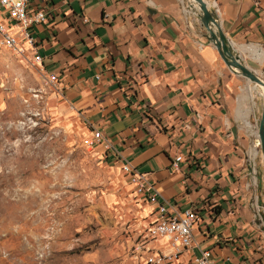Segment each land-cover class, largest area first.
Segmentation results:
<instances>
[{"label":"crops","instance_id":"1","mask_svg":"<svg viewBox=\"0 0 264 264\" xmlns=\"http://www.w3.org/2000/svg\"><path fill=\"white\" fill-rule=\"evenodd\" d=\"M203 1L232 55L264 81V0ZM31 8L46 14L28 33L41 72L56 77L61 110L107 140L109 163L146 174L167 215L197 212L177 262L208 250L214 264H264L256 128L264 95L224 66L195 4L32 0ZM137 198L153 223L155 206ZM146 248L169 251L164 239Z\"/></svg>","mask_w":264,"mask_h":264},{"label":"rangeland","instance_id":"2","mask_svg":"<svg viewBox=\"0 0 264 264\" xmlns=\"http://www.w3.org/2000/svg\"><path fill=\"white\" fill-rule=\"evenodd\" d=\"M55 92L0 45V264H143L151 219Z\"/></svg>","mask_w":264,"mask_h":264},{"label":"built area","instance_id":"3","mask_svg":"<svg viewBox=\"0 0 264 264\" xmlns=\"http://www.w3.org/2000/svg\"><path fill=\"white\" fill-rule=\"evenodd\" d=\"M31 2L32 0H0V45L16 53L19 52L20 41L23 42L30 51L34 63L40 66L37 46L28 30L43 24L46 21V14L40 10H33ZM41 74L44 84L56 91V77L52 74L45 75L42 72ZM91 135L94 143L101 145L105 151L110 150L107 140L99 132L92 130ZM178 160L176 158L171 164L173 168L176 167L175 163ZM120 170L126 181L132 185L134 193L155 206L157 218L145 230L146 241L164 239L169 247V251H158L146 248V243L142 244L138 250L144 255L143 264H179L178 256L192 244L191 230L199 219L197 212L188 209L180 214L167 215L164 206L157 202L158 192L146 174L137 172L126 163L120 164ZM189 264L214 263L210 259L209 251L203 250Z\"/></svg>","mask_w":264,"mask_h":264},{"label":"water","instance_id":"4","mask_svg":"<svg viewBox=\"0 0 264 264\" xmlns=\"http://www.w3.org/2000/svg\"><path fill=\"white\" fill-rule=\"evenodd\" d=\"M191 1L197 8L198 20L207 34L206 39L213 44L216 53L224 66L231 69L233 72L250 83L260 86L264 90V81L253 71L248 70L245 66H243L239 62L238 58L232 55L227 40L216 25L213 11L207 8L206 3L203 0ZM256 128L259 152L264 161V99L260 108V115Z\"/></svg>","mask_w":264,"mask_h":264},{"label":"bare ground","instance_id":"5","mask_svg":"<svg viewBox=\"0 0 264 264\" xmlns=\"http://www.w3.org/2000/svg\"><path fill=\"white\" fill-rule=\"evenodd\" d=\"M251 49V48H250ZM254 53V57H255V59H259L258 57H259V55H258V53L255 51V52H253ZM246 80V79H245ZM247 81V80H246ZM247 83H249V85H250V87H251V90H254V88L256 87L258 90H259V92H261V93H263V95H264V90H263V88H261L260 86H257V85H255V84H253V83H250L249 81H247ZM250 89V88H249ZM249 93V92H248ZM246 94V93H245ZM247 95V94H246ZM250 97H253L252 96V94H250Z\"/></svg>","mask_w":264,"mask_h":264}]
</instances>
